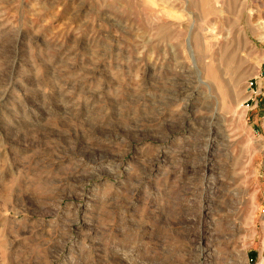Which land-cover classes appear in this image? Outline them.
I'll return each mask as SVG.
<instances>
[{
	"label": "rangeland",
	"instance_id": "374dc122",
	"mask_svg": "<svg viewBox=\"0 0 264 264\" xmlns=\"http://www.w3.org/2000/svg\"><path fill=\"white\" fill-rule=\"evenodd\" d=\"M257 30L264 0H0V264H264Z\"/></svg>",
	"mask_w": 264,
	"mask_h": 264
},
{
	"label": "bare ground",
	"instance_id": "6f19581e",
	"mask_svg": "<svg viewBox=\"0 0 264 264\" xmlns=\"http://www.w3.org/2000/svg\"><path fill=\"white\" fill-rule=\"evenodd\" d=\"M234 1V0H233ZM232 3H234V2H232ZM232 8V7H231ZM230 8V9H231ZM243 8V7H242ZM262 13V12H261ZM212 15V14H211ZM215 15V14H214ZM250 25V24H249ZM210 26V25H209ZM207 28H209V27H207ZM213 28V27H212ZM202 30H205V29H202ZM201 30V31H202ZM207 31H208V29H206ZM188 33V36H187V38H186V41H187V49H186V51H187V53L188 54H190V55H192V54H194V48H193V45H194V42H195V40H196V36L194 35V32H193V30H192V28H190L189 27V32H187ZM258 37H259V39L260 40H262V41H264V31H259V30H257L256 32H254ZM200 38H201V40L202 39H205L206 38V35L205 34H200ZM245 41V40H244ZM203 44V43H202ZM186 47V46H185ZM245 47V46H244ZM228 53V52H227ZM225 54V59L223 60L225 63H226V65H225V63H222V62H219L217 65H216V75L217 76H221V75H225L226 73H228V72H230V71H232L233 72V70L240 64L239 62H237V58L235 59V57H233L231 54ZM230 53H232V52H230ZM222 59V58H221ZM241 67V66H240ZM212 70V69H211ZM231 73V72H230ZM217 78V77H216ZM204 79V78H203ZM223 80V79H222ZM228 81V80H227ZM230 82V81H229ZM215 83V82H214ZM214 83H212V84H214ZM205 84V83H204ZM209 84V83H208ZM223 84V83H222ZM225 86L224 85H221V87H222V92H224V94H225V96H229V94H230V96L228 97V98H230L232 95H231V93H228L229 92V86L227 85V82L225 81ZM230 84V83H229ZM215 85V84H214ZM213 85V86H214ZM231 87V86H230ZM214 88H215V86H214ZM219 88V87H218ZM217 88V89H218ZM223 94V93H222Z\"/></svg>",
	"mask_w": 264,
	"mask_h": 264
},
{
	"label": "built area",
	"instance_id": "2783aa9c",
	"mask_svg": "<svg viewBox=\"0 0 264 264\" xmlns=\"http://www.w3.org/2000/svg\"><path fill=\"white\" fill-rule=\"evenodd\" d=\"M247 264H250V263H247Z\"/></svg>",
	"mask_w": 264,
	"mask_h": 264
}]
</instances>
